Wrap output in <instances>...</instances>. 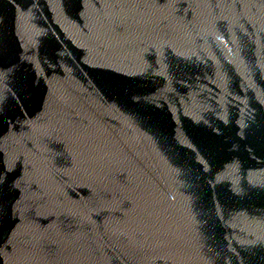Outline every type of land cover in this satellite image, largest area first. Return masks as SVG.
I'll return each mask as SVG.
<instances>
[{"label": "water", "instance_id": "1", "mask_svg": "<svg viewBox=\"0 0 264 264\" xmlns=\"http://www.w3.org/2000/svg\"><path fill=\"white\" fill-rule=\"evenodd\" d=\"M0 264H264V0H0Z\"/></svg>", "mask_w": 264, "mask_h": 264}]
</instances>
